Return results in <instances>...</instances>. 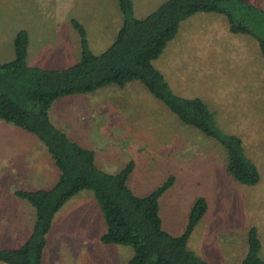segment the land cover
<instances>
[{"label":"rangeland","instance_id":"1","mask_svg":"<svg viewBox=\"0 0 264 264\" xmlns=\"http://www.w3.org/2000/svg\"><path fill=\"white\" fill-rule=\"evenodd\" d=\"M163 1L132 0L134 15L145 16ZM73 19L83 27L94 53L113 41L122 23L117 0H0V61L14 57L13 39L23 29L29 65L73 64L80 55ZM227 22L224 13L194 12L179 22L176 34L152 62L175 94L200 97L222 131L241 137L244 154L258 170L254 183L235 179L227 170L222 144L181 122L136 78L60 95L46 111L71 139L93 150L100 168L115 172L133 161L126 183L135 193L147 194L173 176L159 196V214L168 232L181 233L195 199L204 196L207 208L189 234L187 247L209 264H239L251 227L264 259V57L253 35L232 32ZM249 25L264 30V24L254 20ZM2 136L0 132V156L7 151L11 157L12 142ZM35 142L32 155L45 148L40 140ZM32 161L17 160L19 168L0 175L1 248L24 243L35 220L33 205L15 190L48 187L57 179L55 173L44 176L43 166ZM105 228L93 191L79 190L53 215L41 264H126L132 247L103 242Z\"/></svg>","mask_w":264,"mask_h":264},{"label":"trees","instance_id":"2","mask_svg":"<svg viewBox=\"0 0 264 264\" xmlns=\"http://www.w3.org/2000/svg\"><path fill=\"white\" fill-rule=\"evenodd\" d=\"M117 4L122 23L113 41L100 53L90 50L83 27L73 19L80 34V55L73 64L63 68L29 65L28 34L23 29L13 39L14 57L0 61V120L35 133L59 171L48 187L15 190V194L31 202L35 220L24 243L15 248L0 247V260L41 264L45 234L53 215L71 196L88 188L97 198L106 224L100 239L132 247L126 264H209L187 247L189 234L207 208L206 198L197 196L181 233L165 230L159 196L173 182V176L140 195L126 183L133 161L115 172L97 166L91 148L71 139L48 119L47 108L60 95L91 91L108 83L123 85L136 78L181 122L196 126L222 144L227 153V170L235 179L245 183L258 179L256 165L243 152L241 137L222 131L213 111L200 97L175 94L152 60L176 34L179 22L197 11L224 13L228 29L253 35L264 57V30L260 27L256 31L249 25L250 19L264 24V8L247 0H164L145 16L137 17L132 0H117ZM247 241L246 255L239 264H264L258 254L260 241L254 227L249 229Z\"/></svg>","mask_w":264,"mask_h":264},{"label":"crops","instance_id":"3","mask_svg":"<svg viewBox=\"0 0 264 264\" xmlns=\"http://www.w3.org/2000/svg\"><path fill=\"white\" fill-rule=\"evenodd\" d=\"M247 1H250L251 3L256 4V5L257 4L264 5V0H247ZM242 34H245V33H242ZM0 132L3 135L2 137H4L3 140L5 139V140H9L12 142V144L10 145L12 147L11 148L12 152L10 153V155L15 151V154L11 157L7 154V151L3 152V154L0 156V157H3L2 161L5 162L3 166L0 165V175H3L9 172L10 170L19 168L21 165L16 163V161L22 158H25V163H29L30 160L33 159L32 163L34 165L36 164H37L36 166L42 165L43 167L42 166L41 167L45 169L43 170L44 176H48L49 173H53V174L55 173L58 175V172H59L58 168L55 166V164L51 160L50 156L48 155L46 151V148H42V150L40 151L34 150V152L36 151V153H34L33 155L30 154L32 153L31 147L37 143L35 142L36 140H39L35 133L26 131L20 126L15 125V124H12V123L8 124V122L6 123V121H2V120H0ZM18 154H21V158H18ZM22 166H23V162H22Z\"/></svg>","mask_w":264,"mask_h":264}]
</instances>
